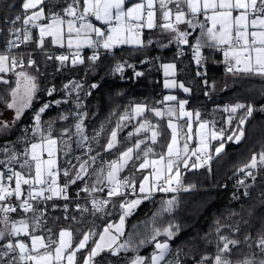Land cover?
<instances>
[{"label":"snow or ice","instance_id":"snow-or-ice-1","mask_svg":"<svg viewBox=\"0 0 264 264\" xmlns=\"http://www.w3.org/2000/svg\"><path fill=\"white\" fill-rule=\"evenodd\" d=\"M21 9L14 18L6 20L11 25L8 28L9 38L3 51H0V74H4L0 75V83H10L5 78L9 73L16 77L15 87L9 93L11 102L6 103L8 109L14 110V119L11 123L0 122V131L11 128L21 119L39 90L37 76L23 70L25 53L13 52V49L32 42L45 53L46 59H55L62 68L69 60L72 66L84 64L85 58L81 53L85 48L93 50L92 55L87 57L93 64L100 59L99 49L111 52L121 46L144 48L154 43L152 39L145 41V30L159 29L161 35L168 37V44L178 46L179 55H183L180 46L189 47L197 66H201L205 60L203 50L210 49L222 53L227 73L264 79V0H23ZM33 29L38 30L35 41ZM49 37L52 46L67 47L70 54L53 55L48 52L45 42ZM124 63H117L115 71H122ZM26 64L29 68L36 67L32 53L27 54ZM163 68L165 89L179 87L184 93L190 92L183 82L167 79L175 76V64H164ZM136 75L142 73L137 72ZM197 75L201 73L197 72ZM70 86L73 89L82 87L77 82H70L64 88L67 90ZM55 91L54 86L45 90L48 96ZM55 103L59 104L60 101ZM187 103V100L179 99L176 95H165L162 101H156L158 105H166L163 109L146 102L126 109L112 129L104 151L111 152L118 146L119 130L126 126L125 122L133 119H137L138 126L128 133L127 138L135 136V142L121 151L116 159L103 161L101 167L92 169L91 173L89 170L100 155L99 152L88 155L93 151L91 141L97 140L104 130L103 126L89 137L82 115L78 114L75 133L64 128L57 136L54 134V122H48L47 127L42 122V115L51 107L50 103H44L34 114L31 135L23 138V149L18 151L9 144L0 147V264H79L77 254L85 250L92 237L97 235L99 239L84 256L83 264H94L95 257L105 250L117 256L121 251H137L146 243L154 244L150 257L136 255L129 264H182L179 256L168 259L172 255L169 242L157 239L161 234L167 236L168 240L173 239V228L178 231V226L169 225L163 229V233L156 228L151 239H141L138 244L131 237L120 243L125 219L142 199H149L155 192L188 191L189 188H184L182 184L181 166L184 169L202 168L213 159L210 153L212 147L215 155L219 156L225 150V141L241 142L245 135L244 125L256 110L251 104L225 105L223 111L228 113L225 121L228 126L232 125L239 110L246 109V112L235 128L217 130L215 121L201 119L199 111L186 109ZM261 110L264 111V108ZM149 112L159 120L167 118L170 139L166 145L161 143L165 135L163 126L147 119ZM68 118L63 114L59 117L62 121ZM226 131H230V134L226 135ZM73 136L76 137L74 141ZM212 141H219L218 146L212 145ZM193 142L195 147L190 146ZM157 145L162 149L160 152L156 151ZM75 150H82V153L76 155ZM60 154L65 157L66 167L59 162ZM70 157L77 163L73 164ZM192 157H195L194 161ZM130 163L137 172L147 169H151V172L139 182V193L144 194L142 199L120 203L123 214L119 223H108L99 233L93 230L84 232L75 245L72 230L62 228L55 234L47 227L48 203L56 199L68 200L69 187L90 175L94 174L96 179L91 186L85 183L77 192V197L80 192L87 193L91 210L76 204L77 211L81 213L91 211L95 215L104 211L111 198L127 195V188L135 193L134 174L120 176ZM258 168H264V151L253 153L250 161L238 172L255 181L253 170ZM61 176L65 178L63 184L59 182ZM238 184L245 188L244 195L247 196L249 185L245 179H240ZM105 189L106 198L94 196L95 193L105 192ZM174 203L175 197L165 201L167 207L164 211H169ZM51 207L55 209L57 205L52 204ZM64 210L68 211L67 204ZM14 214L19 218H15ZM72 219L75 220V217ZM232 231L237 233L240 229L236 227ZM216 232L215 253L201 255L196 264H264V234L255 241L246 235L242 242L221 235L219 228ZM242 243L250 251L242 258L233 259V250H239Z\"/></svg>","mask_w":264,"mask_h":264},{"label":"trees","instance_id":"trees-1","mask_svg":"<svg viewBox=\"0 0 264 264\" xmlns=\"http://www.w3.org/2000/svg\"><path fill=\"white\" fill-rule=\"evenodd\" d=\"M22 2L23 0H0V51H3L4 44L9 38L8 28L11 25L6 23V20L14 18L22 11ZM22 49L39 50L31 44L23 45ZM99 54L100 59L93 64L87 60L89 52L85 50L82 54L85 58L84 64L72 66L69 60L66 66L61 68L60 63L55 59L48 60L44 53H34L32 57L36 61V67L33 68L36 71L37 68L39 69L36 74L39 90L31 107L25 110L21 119L11 128L4 130L9 134L0 137V147L16 140L20 134L19 130L30 129L34 114L44 103L64 97L65 84L77 82L82 87L79 93L76 96L72 94V97L82 102L80 111L84 110L87 135L93 136L98 131L96 130L98 127L101 129L103 126L104 129L94 143L95 152L100 153L103 161L116 159L123 145L117 146L111 152L104 151V145L111 133V125L134 104L146 102L150 106L159 107L160 104H156V101H162V96L167 91L164 88L163 65L175 64L176 81L183 82L190 88L187 95L177 91V96L188 99L187 107L190 111L204 113L203 111L215 103L251 104L256 110L244 125L245 135L241 142L225 141V150L219 156H216L211 149L213 159L202 168L181 167L182 184L184 188H189L188 191L176 196H159L155 199L143 200L133 214L126 219L122 240L124 242L131 237L138 244L141 239H151L153 230L156 228L163 233V229L168 228L169 225L178 226V231L173 228L175 232L173 239L168 240V237L163 234L157 239L167 240L172 252L168 258L171 260L179 256L182 264H196L201 255L215 253L217 228L220 229L221 235L237 238L242 242L244 237L249 235L255 241L258 232L255 233L254 230L264 217V193L251 190L249 196L244 198L239 192L220 190V187L236 176L238 169L250 161L253 153L264 151V112L260 111V108L264 107V80L254 76H233L224 72L220 56L209 50L205 52V60L199 67H196L189 57H179L173 49L155 45L141 49L122 47L113 49L111 52L99 50ZM117 63H124V69L119 74L115 71ZM137 72L142 75L137 76ZM197 72L201 75H197ZM5 78L10 83L7 85L0 83V115L6 109L9 93L15 84L12 75L7 74ZM205 81L208 83L205 84ZM94 84L96 87H92ZM52 86L56 91L48 96L45 90ZM212 86L218 90L215 95L210 94ZM71 104L72 102L52 104L42 115L44 126L47 127L48 122H54L55 128L64 125L66 121L60 120L59 117L62 114L67 116L72 112ZM69 108L70 112H68ZM245 112L246 109H241L240 116L242 117ZM146 116L158 120L163 126L165 144L170 134L164 120H159L150 112ZM238 121L237 119L233 121L235 127ZM118 137L123 138L121 142L126 143L125 133L119 132ZM131 140L133 142V139ZM119 147L120 149L116 150ZM60 164L62 165L61 161ZM256 174L263 180L264 168L256 170ZM64 179L61 176L59 182L63 184ZM82 185V181L71 185L68 195L73 196L77 189L82 188ZM173 197H175V203L169 211H164L167 207L165 201ZM120 203L121 200L116 199L104 211L93 215L91 211L87 213L77 211L71 201L68 202L67 212L60 209L59 201H51L47 207V226L55 234H58L62 228L72 230L73 245H75L79 243L84 232L93 230L99 233L106 223L116 221L120 215ZM52 204H56L57 207L53 209ZM66 216L67 219H65ZM73 217L75 220L72 219ZM236 227H239L240 231L233 233L232 229ZM97 236H93L88 247L77 254L79 264H82L84 256L91 251ZM242 248L245 249L243 254L250 251L242 243L239 250H233V259L242 258L243 254L240 252ZM153 249L154 244L146 243L137 251H121L117 256L106 251L95 257L94 261L95 264H127L135 254L150 257Z\"/></svg>","mask_w":264,"mask_h":264},{"label":"rangeland","instance_id":"rangeland-1","mask_svg":"<svg viewBox=\"0 0 264 264\" xmlns=\"http://www.w3.org/2000/svg\"><path fill=\"white\" fill-rule=\"evenodd\" d=\"M174 44V43H173ZM172 44V45H173ZM64 48H67V47H64ZM57 49H59V48H57ZM90 55H92L91 53H89V56ZM25 67H27V64H26V62H25ZM123 69H124V67H123ZM24 71H27V72H29V73H31L32 75H35L36 76V74H37V71L33 68V67H31V68H29V67H27V68H24L23 69ZM164 72V71H163ZM227 73V72H226ZM164 77H165V75H164ZM167 79H169L170 80V78L168 77ZM165 81V80H164ZM217 92H218V90L216 89V87H214V86H212V88H211V90H210V94L211 95H215V94H217ZM79 93V89H73L71 86H70V88L69 89H67V90H65V96L64 97H62V98H60V99H58V100H56V101H60V103L61 102H65V101H67V102H65V103H68V104H70V102H72V104L70 105V108L72 109V112H70V108L68 109V112H70V113H68L67 114V116L69 117L68 118V120H66V123L64 124V125H62L61 127H59V128H55L54 127V134L55 135H59L60 134V132H61V130L62 129H64V128H69L73 133H75V128H74V125H75V123L78 121V114H81L82 115V118H83V125H84V128H85V132L87 131V129H86V126H85V124H84V119H85V114H84V110H82V111H80V109H81V106H82V102L80 101V100H78V98L76 99V100H74L73 99V97H72V94L74 95V96H76V94H78ZM35 99V98H34ZM46 103H50L51 105L52 104H56L55 103V101H48V102H46ZM236 104V103H235ZM77 105H79V107H77ZM225 105H230V104H224V105H220V104H217V103H215V105H212V106H210L208 109H206L205 111H203L204 113H201V119H203V120H209V121H215V126H216V128H217V130H219L220 128H225V129H228L229 127H231V128H235V126H234V123H232V125L231 126H228L227 124H226V118H227V116H228V113H225L224 111H223V108H224V106ZM232 105H234V104H232ZM262 108H264V107H261L260 108V111H262L261 109ZM262 112H264V111H262ZM14 115H15V113H14V110H10V109H8L7 107H6V109H5V111L0 115V116H2L1 118H0V120H1V122L4 120V122H8V123H11L12 121H13V119H14ZM241 117L240 116V110H239V112L238 113H236L235 114V119H237V121H238V119ZM146 118L147 119H149V120H151L153 123H156V122H158V120H155L154 118H152V117H150V116H146ZM139 119V118H138ZM119 121V118L118 119H116L114 122H113V124L111 125V131H112V129L113 128H115L116 127V125H117V122ZM17 122V121H16ZM16 122H15V124H16ZM166 122V120L164 121V123ZM184 123V122H183ZM14 124V125H15ZM13 125V126H14ZM125 125L126 126H124V127H122L120 130H119V132H123V133H125L126 134V137H128V133L129 132H133L134 131V128L136 127V126H138V124H137V119H133V120H131L130 122H125ZM32 127V126H31ZM31 129V128H30ZM30 129H23V130H19V136L17 137V139L15 140L14 139V141H11V142H7V144H9V145H14L15 146V148L17 149V150H22L23 149V138L25 137V135H31V131H30ZM26 130H27V132H26ZM96 130H100V127H98ZM118 132V133H119ZM6 134V135H5ZM8 132L6 131H0V137L1 136H8ZM87 134V133H86ZM226 134H230V131H226ZM89 137H92V136H89ZM137 137H135V136H133L132 138H127V141H126V143H123V142H121L122 141V139L123 138H119L118 137V141H119V144H118V146H120L121 147V145H123L122 146V148H121V150L123 151V150H125L127 147H130L134 142H135V139H136ZM76 139V137L75 136H73V141ZM131 139H133V142H132V140ZM169 139H170V137H169ZM96 141V140H95ZM95 141H91V147H92V149H93V151L91 152V153H89L88 155H96V153L97 152H95V149H96V147L94 148V143H95ZM161 143L162 144H164V140H162L161 141ZM166 143L167 142H165V145H166ZM235 143V142H234ZM218 144H219V141H212V145H214V146H218ZM191 147H195L196 146V144H195V142H193L191 145H190ZM73 147H74V145H73ZM120 147L119 148H117L116 150H119L120 149ZM155 148H156V151L157 152H160L162 149H161V147L159 146V145H157V146H155ZM213 151H214V147H212L211 148ZM211 149H210V153H211ZM82 153V150H75V154L76 155H80ZM257 153H259V152H257ZM214 154H215V151H214ZM61 155V163H62V166H67L66 164H65V157L63 156V154H60ZM71 159H72V163L73 164H76L77 162H76V160L74 159V158H72V157H70ZM84 159H87V156H84L83 157ZM106 161V160H105ZM192 161H193V157H192ZM102 162H103V158H100V155H99V157L97 158V160H96V162H95V164H93L92 165V168H90V173L92 172V169H95V168H99V167H101V165H102ZM211 162V161H210ZM209 162V163H210ZM91 163V162H90ZM139 162H137V164H138ZM190 163H191V161H190ZM182 167V166H181ZM258 169H261V168H258ZM258 169H254L253 171L256 173V170H258ZM107 171V169H106V167H105V172ZM132 174H134V176H135V180H136V182L138 183V181L140 180L139 178H138V176L139 177H141V174H143L142 172H137L136 171V169H135V167H133L132 166V164L130 163L129 164V166H127L126 167V169L123 171V172H121L120 173V176L121 177H124V176H131ZM96 179V177H95V175L93 174V175H90V176H88V177H85V179H84V181H82L83 182V184H85V183H88V185L89 186H91V184H92V182L94 181ZM142 199V198H141ZM143 200V199H142ZM120 210V209H119ZM121 211H122V209H121ZM121 214V213H120ZM123 214V213H122ZM119 220H120V218H119ZM119 220L117 219L116 221H109V223H114V224H117V223H119ZM126 221V220H125ZM108 224V223H107ZM124 228H125V224H124ZM125 230V229H124ZM255 231V233H257L258 232V236L259 235H261V234H264V217L258 222V224H257V226H256V229L254 230ZM256 236V235H255ZM254 237V236H253ZM159 241H161V242H164V240H159ZM243 246H244V244H243ZM245 248V247H244ZM244 248H242L241 250H240V252L243 254L244 253V251H245V249ZM254 250V249H253ZM237 255H238V253H237ZM169 259V258H168Z\"/></svg>","mask_w":264,"mask_h":264},{"label":"built area","instance_id":"built-area-1","mask_svg":"<svg viewBox=\"0 0 264 264\" xmlns=\"http://www.w3.org/2000/svg\"><path fill=\"white\" fill-rule=\"evenodd\" d=\"M22 47H23V45H21V47L19 48V49H13V52L14 53H25V62L27 61V54L28 53H32V55L34 54V53H44L43 51L41 52L40 50H37V51H35V50H33V51H28V50H23L22 49ZM180 47H182V49H183V55H179L178 54V46L176 45V44H171V45H169L168 46V48L169 49H173L176 53H177V55L179 56V57H189L190 59H191V61L194 63V65L196 66V67H199V66H197L196 64H195V62H194V60H193V57H192V51H191V49L189 48V47H187V46H180ZM85 50H87L89 53H91L92 54V49H83L82 50V53L81 54H83V52L85 51ZM99 50H103V49H99ZM213 51V50H210V49H204L203 50V53H205L206 51ZM48 52H50L51 54H53V55H61V54H65V55H67V54H70V50L68 49V48H59V49H54V50H47ZM113 51V50H112ZM214 53H216L217 55H219V56H222V53H218V52H215V51H213ZM45 54V53H44ZM33 58V57H32ZM223 68H224V72H226V65L225 64H223ZM120 72H118V74H119ZM194 160H195V157H194ZM209 164V163H208ZM206 166V165H205ZM256 174V173H255ZM240 179H245V182H246V184L247 185H249V187L247 188V192H248V195L247 196H245L244 195V192H245V188H243V187H241L239 184H238V181L240 180ZM175 186V185H174ZM80 189H77L75 192H74V194H73V196H70V195H68L69 196V199L68 200H63V199H56V200H53V201H59L60 203H61V206H60V209H62V210H64V205L65 204H67V206H68V202L69 201H71V202H73L74 203V207L76 206V204H80L81 206H83V207H86V208H88V209H90L91 210V203H90V197L88 196V194L87 193H85V192H80V195H79V197H77V192L79 191ZM220 190H228V191H232V192H239V193H241V195L244 197V198H247L248 196H249V194H250V192H251V190H255V191H259V193H264V179L262 180V178L260 179V177L259 176H257V174H256V180L255 181H253L251 178H246L245 176H244V174L243 173H240V172H237V174H236V176L234 177V178H232V180L231 181H229V182H225L224 184H222V186L220 187ZM106 191H107V189H105V192H103V193H95L94 194V196H96V197H101V198H106ZM125 192L127 193V195H125V196H120V197H113V198H111V203L114 201V200H116V199H120L121 200V202L122 201H131V200H135V199H137V198H142L143 197V195L144 194H141V193H139V188H138V183L136 182V191H135V193H133L132 192V190H131V188H127V189H125ZM182 192H184V190H182V189H180V190H178V191H176V192H168V193H164V192H155V193H153L152 194V196L149 198V199H143V200H151V199H155V198H157V197H159V196H176V195H178V194H180V193H182ZM142 200V201H143ZM51 202V201H50ZM84 203H85V205H84ZM111 203H109L107 206H106V208L111 204ZM105 208V209H106ZM75 209H76V207H75Z\"/></svg>","mask_w":264,"mask_h":264},{"label":"crops","instance_id":"crops-1","mask_svg":"<svg viewBox=\"0 0 264 264\" xmlns=\"http://www.w3.org/2000/svg\"><path fill=\"white\" fill-rule=\"evenodd\" d=\"M98 23V22H97ZM33 36H34V41L36 40V39H38V30H36V29H33ZM35 37H37V38H35ZM145 41H147V39H152L153 41H154V43L153 44H151V45H147L146 47H144V48H147V47H150V46H158V47H168L169 45H171V44H168V37L166 36V35H161L160 34V30L159 29H157V30H152V31H149V30H145ZM191 39V38H190ZM29 44H31V45H34V47H36V43L35 42H32V43H29ZM165 45H167V46H165ZM122 47H126V48H132V47H129V46H121V47H117V48H122ZM54 48L55 49H57V48H60V47H58V46H52L51 45V38L49 37V38H46V42H45V49L46 50H54ZM117 48H114V49H117ZM203 55H204V57H205V53H203ZM220 60H221V63L222 64H224V62H223V55L222 56H220ZM25 68H27V67H25ZM21 69H17V71H20ZM163 71H164V68H163ZM12 74L11 73H9L8 74V76H11ZM13 77H14V80H16V77L14 76V75H12ZM175 76H176V70H175ZM175 76L174 77H169L170 78V80L171 79H175ZM166 79V77H164V80ZM176 80V79H175ZM165 82V81H164ZM15 87V84H14V86H13V88ZM165 90H167L166 91V93H164V95L162 96V100H163V97L165 96V95H176L177 96V91H180V92H182L183 94H188V93H184L183 92V90L182 89H180L179 87H176V88H174V89H165ZM178 97V96H177ZM179 99H182V98H180V97H178ZM182 100H187L188 101V99H182ZM8 102H11V96L9 95V100H8ZM174 103V102H173ZM187 105H188V103L186 104V109L187 110H189L188 109V107H187ZM161 109H163V108H165L166 107V105H164V104H160V106H159ZM11 110V109H10ZM190 111V110H189ZM2 117V116H1ZM166 120V122H167V118H165L164 119V121ZM0 122H1V120H0ZM2 122H4V120L2 121ZM166 122H165V126H166ZM184 121H180V123H183ZM167 128V127H166ZM169 131V130H168ZM169 134H170V131H169ZM61 161V155L59 156V162ZM149 172H151V169H147V170H144L142 173L143 174H141V177H139L140 178V180L138 181V188H139V182L141 181V180H143V177H144V175H147V174H149ZM84 185L85 184H83L81 187L83 188L84 187ZM135 209L136 208H134V209H132L131 210V214L130 215H132L133 214V212L135 211ZM120 215H119V218H120V216L122 215V213H123V210L121 211V208H120ZM130 215H128L127 217H126V219L130 216ZM14 216H15V218H19V216L18 215H16V214H14ZM119 218H118V220H119ZM125 219V220H126ZM48 223H50V222H48ZM109 223V222H108ZM107 224V223H106ZM105 224V225H106ZM114 224V223H113ZM104 225V226H105ZM104 226L102 227V229H101V231L100 232H102L103 231V228H104ZM48 227V226H47ZM65 229V228H64ZM125 229V228H124ZM59 232V231H58ZM124 232H125V230H124ZM23 238V237H22ZM122 238H123V236L122 237H120V239H119V242L120 243H122L123 242V240H122ZM24 239H26V238H24ZM99 239V236H97V238H96V240H98ZM95 240V241H96ZM93 246H94V244H93ZM107 250H105V251H103V252H106ZM153 251H154V249H153ZM152 251V252H153ZM103 252H101V253H103ZM152 252H151V254H152ZM100 253V254H101ZM136 255H142V256H144V257H146V255H143V254H135V255H133L130 259H129V261L133 258V257H135ZM82 264H83V262H82ZM94 264H95V261H94ZM127 264H129V262L127 263Z\"/></svg>","mask_w":264,"mask_h":264},{"label":"bare ground","instance_id":"bare-ground-1","mask_svg":"<svg viewBox=\"0 0 264 264\" xmlns=\"http://www.w3.org/2000/svg\"><path fill=\"white\" fill-rule=\"evenodd\" d=\"M35 38H37V37H35ZM33 47H34V45H33ZM54 49H55V48H54ZM240 77H241V76H240ZM244 77H245V76H244ZM260 80H261V79H260ZM263 80H264V79H263ZM246 84H247V83H246ZM246 84H245V85H246ZM256 85H257V84H256Z\"/></svg>","mask_w":264,"mask_h":264}]
</instances>
